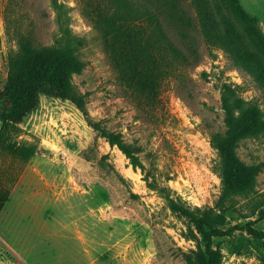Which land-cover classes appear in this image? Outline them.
I'll return each mask as SVG.
<instances>
[{"label": "rangeland", "instance_id": "1", "mask_svg": "<svg viewBox=\"0 0 264 264\" xmlns=\"http://www.w3.org/2000/svg\"><path fill=\"white\" fill-rule=\"evenodd\" d=\"M53 1L0 0V89L21 35L36 45L60 38ZM58 1L78 38L81 68L73 82L88 114L58 103L45 85L44 111L31 129L12 130L8 143L49 142L61 155L25 158L4 147L5 137L0 140V189L8 195L0 209V264H187L182 251L205 248V242L171 199L196 214L216 205L222 183L211 136L227 129L225 91L258 104L264 120L262 83L206 37L192 0H140L158 12L188 60L164 82L156 107H139L87 15L107 0ZM211 2L236 33L244 61L264 68V0ZM89 119L120 133L143 166L134 167ZM237 152L258 167L256 185L222 210L225 232L213 246L219 264H264V238L246 226L264 232V131L242 138Z\"/></svg>", "mask_w": 264, "mask_h": 264}, {"label": "trees", "instance_id": "2", "mask_svg": "<svg viewBox=\"0 0 264 264\" xmlns=\"http://www.w3.org/2000/svg\"><path fill=\"white\" fill-rule=\"evenodd\" d=\"M53 4L61 30L60 38L51 45H36L28 35H21L18 50L8 57L7 80L0 89V119L3 121L0 140L5 137L4 147L25 158L53 159L61 155L49 142L32 145L22 141L8 143L7 137L12 130L31 129L33 120L44 111L41 105L45 85L54 92L58 103L75 105L88 114L84 95L73 82V74L81 68L76 54L78 38L69 25L65 4L58 0ZM192 4L206 37L227 48L237 65L247 66L245 69L262 83L260 87L264 92V68L244 61L236 33L226 27L213 2L192 0ZM87 15L101 35L120 83L139 107L149 110L156 107L164 82L176 73L182 62L188 60L185 51L170 36L158 12L140 0H107L96 5ZM223 108L227 129L211 136L212 145L219 152L215 169L222 183L216 205L196 214L171 199L174 208L192 219L205 242V248L182 251L187 264H219L220 253L213 246V239L225 232L219 227L221 212L234 206L240 197L250 194L257 181L258 167L243 161L237 148L242 138L257 136L264 131L263 113L258 104L246 105L231 88L225 91ZM88 122L111 145L118 146L134 167L143 166L120 133L108 130L99 121L89 119ZM7 199L8 195L0 189V209ZM246 226L250 233L264 238V232L252 227L250 222Z\"/></svg>", "mask_w": 264, "mask_h": 264}]
</instances>
